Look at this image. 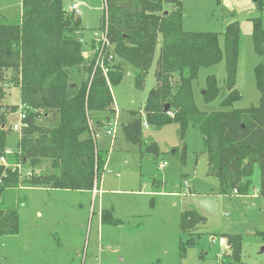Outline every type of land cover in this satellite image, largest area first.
Returning <instances> with one entry per match:
<instances>
[{
    "label": "trees",
    "instance_id": "16d2710c",
    "mask_svg": "<svg viewBox=\"0 0 264 264\" xmlns=\"http://www.w3.org/2000/svg\"><path fill=\"white\" fill-rule=\"evenodd\" d=\"M254 2L261 12L264 0ZM166 4L171 10L164 8ZM21 5L19 23L0 21V82L6 79L5 71L11 69L12 82L20 88L19 105L25 109V126L7 160L27 165L31 171L33 165L44 160L49 170L38 176L32 171V176L20 180L23 169L12 170L0 163V235L17 229V211L3 209L1 198L6 189L19 182L64 190H92L99 183L107 156L98 148L95 135L103 128L106 131L111 117H100L98 113L115 111L110 85L126 74L122 64H114L115 55L133 67L138 88L154 64L155 86L149 98L141 110H129L122 125L126 142L139 150L145 146V152L156 157L157 146L141 141L143 123L161 126L175 122L182 139L190 127L197 125L209 171L218 177L220 192L249 195L256 170L258 192L264 196V27L259 15L249 18L253 47L261 57L254 66L258 103L226 109L241 97L235 87L240 28L237 21H231L223 30L226 94L220 101V110L207 112L195 105L192 85L199 69L218 63L223 52L216 32L183 29L182 0H102L100 29L105 30L108 41L103 52L112 57L110 64H114L110 71L107 64L106 76L83 59V34H76L75 27L79 19L69 23L62 0H21ZM83 70L80 80H73V73ZM222 89L214 74L207 75L204 100L217 97ZM1 96L0 99L4 97ZM165 103L169 107L163 111ZM19 105L0 104V156L7 147V130L3 127L6 111L18 109ZM40 109H44V125L34 120ZM153 184L158 187L160 182L154 178ZM108 214L101 212V222L120 223ZM200 217L195 210L185 211L181 229L197 224ZM195 241L189 237L182 243L181 255ZM225 243L228 252L221 264L239 262L241 236L228 234Z\"/></svg>",
    "mask_w": 264,
    "mask_h": 264
},
{
    "label": "rangeland",
    "instance_id": "374dc122",
    "mask_svg": "<svg viewBox=\"0 0 264 264\" xmlns=\"http://www.w3.org/2000/svg\"><path fill=\"white\" fill-rule=\"evenodd\" d=\"M74 1L79 3V20L68 8ZM62 4L69 23L77 20L76 34H83V59L105 76L101 64L97 65L98 58H104L103 48L93 37V32L101 31L102 0H62ZM164 8L171 10L168 4ZM21 11V0H0L1 22L19 23ZM182 13L184 30L216 32L223 52L218 63L198 71L192 85L197 108L207 112L221 109L220 101L226 94L223 30L231 21H237L240 28L235 87L241 97L226 109L256 105L259 90L254 66L261 57L253 47L249 18L259 15L264 27V8L258 12L254 0H182ZM114 60L127 74L110 85L115 111L98 113L117 120L114 133L109 135L103 128L95 135L98 148L107 156L99 183L92 190L44 189L24 182L6 189L1 198L3 209H15L18 223L16 230L0 235V264H221L228 252V234L241 236V259L232 264H264V196L258 192L257 171L249 195L222 194L218 177L209 171L197 125L182 139L175 122L161 126L143 123L141 141L157 146L156 157L145 152V146L139 150L126 142L122 125L129 110H141L149 98L155 86L154 64L138 88L133 67L116 55ZM114 64L109 65V71ZM82 72H74L73 80L78 82ZM11 73V69L5 71L6 79L0 82L2 105L20 104V88L12 82ZM209 74L216 76L223 89L206 102L202 92ZM38 112L34 120L44 125V109ZM17 122L18 109L8 108L3 127L7 130V148L13 151L21 136L12 129ZM40 163L32 167L34 176L49 170L47 161ZM26 166L22 165L20 180L28 177V170L32 172ZM154 178L160 182L158 187ZM188 210H195L202 220L200 217L197 224L183 230L181 217ZM104 211L120 223L101 222ZM189 237L196 241L181 255L180 245Z\"/></svg>",
    "mask_w": 264,
    "mask_h": 264
},
{
    "label": "built area",
    "instance_id": "2783aa9c",
    "mask_svg": "<svg viewBox=\"0 0 264 264\" xmlns=\"http://www.w3.org/2000/svg\"><path fill=\"white\" fill-rule=\"evenodd\" d=\"M78 7H79V3H78L77 1H74L72 4H70V5L68 6V8H69L70 10H73V11H75L76 9H78ZM100 30H101V29H100ZM93 37H94V39H95L96 42L99 41L100 46H101L102 48H103L104 46H107V45H108V41H107V39H106L105 30H101L99 33H95V32H93ZM99 56H101V55H99ZM103 57H104V58H102V59L98 58V60H97V65L100 66V64H101L100 67H102L101 69H102L103 73H104L105 76H106V72L108 71L107 64H108L109 62H105L104 60L107 59V60L111 61L112 57H111L110 55H109V56H106L104 53H103ZM103 61H104V62H103ZM103 63H104V65H103ZM106 63H107V64H106ZM106 80H108V79H106ZM24 118H25V109H24V106L19 105V108H18V122H17V124H14V125L12 126V129H13L14 131H19V132H20L21 128H22L23 126H25V122L23 121ZM116 124H117V120H116V118H112V119H110V120L108 121L107 126H106V132H107L109 135H111L112 133L115 132V130H116ZM13 153H14L13 150H11V149H9V148L6 147L5 150H4V152H3V154L0 156V163H1L2 165H4L5 167H10V166H11V167H12V170H14L15 168H17L18 171H21V169H22V164H21V163H17V162H16V163H10V162L7 160V158H8L9 156L13 155ZM164 165H165V162L160 163V164H159V167H160V168H163ZM27 174H28V177H29V176L32 174V172H30V171L28 170Z\"/></svg>",
    "mask_w": 264,
    "mask_h": 264
},
{
    "label": "water",
    "instance_id": "95a60500",
    "mask_svg": "<svg viewBox=\"0 0 264 264\" xmlns=\"http://www.w3.org/2000/svg\"><path fill=\"white\" fill-rule=\"evenodd\" d=\"M75 17L78 19L80 18V10L76 9L75 10ZM169 105L167 103L164 104L163 106V111H166L168 109Z\"/></svg>",
    "mask_w": 264,
    "mask_h": 264
},
{
    "label": "crops",
    "instance_id": "0c3cea01",
    "mask_svg": "<svg viewBox=\"0 0 264 264\" xmlns=\"http://www.w3.org/2000/svg\"><path fill=\"white\" fill-rule=\"evenodd\" d=\"M66 9V8H65ZM75 12V11H74ZM80 16H81V12H80ZM21 20V19H20ZM127 74V73H126ZM96 190V188H94V190L93 191H95Z\"/></svg>",
    "mask_w": 264,
    "mask_h": 264
}]
</instances>
